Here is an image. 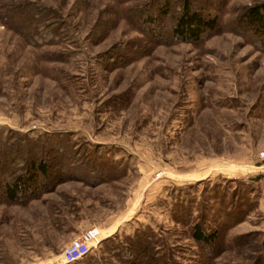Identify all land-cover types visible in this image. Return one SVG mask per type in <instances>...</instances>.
<instances>
[{
	"label": "rangeland",
	"instance_id": "374dc122",
	"mask_svg": "<svg viewBox=\"0 0 264 264\" xmlns=\"http://www.w3.org/2000/svg\"><path fill=\"white\" fill-rule=\"evenodd\" d=\"M38 1L54 9L50 40L8 12ZM215 1L195 3L219 31L145 51L125 45L144 36L122 16L144 0H0V131L56 143L81 174L0 202V264H63L74 237L111 223L93 251L146 231L172 264H199L195 221L221 231L213 264L251 262L264 239V49L226 25L264 0H226L222 12Z\"/></svg>",
	"mask_w": 264,
	"mask_h": 264
},
{
	"label": "trees",
	"instance_id": "16d2710c",
	"mask_svg": "<svg viewBox=\"0 0 264 264\" xmlns=\"http://www.w3.org/2000/svg\"><path fill=\"white\" fill-rule=\"evenodd\" d=\"M127 1L130 0H117L118 5ZM217 1H215L216 11L222 12L227 2ZM121 5L119 8H123ZM7 8L9 13L16 9L21 17L23 14L24 17L26 16L21 24H26L23 20L29 22L30 19L32 21L35 19L33 35L36 37L44 34L49 40L55 37L54 30H50L49 26L56 24V21H44V18L54 11L51 6L38 1L23 2L14 7L8 5ZM7 13L5 11V14H2L3 19L8 17ZM122 16L144 36L141 40L144 44L126 42L125 45L135 49L145 48V51L165 41L200 43L222 28L220 17L205 14L196 5L195 0H144L139 6L122 9ZM170 19L173 20V24L167 27ZM230 24L231 28L242 33L246 30L256 47L264 49V1L245 6L226 26ZM123 55L120 53L117 57L122 59ZM42 140L26 134L14 132L5 134L0 131V202L24 203L37 197L61 179L81 175L69 172L70 161L66 159L65 148L56 143L49 147ZM80 165L79 163L78 166ZM92 173L93 171L90 175ZM180 211L183 216L184 214L190 216L189 211L184 209ZM191 228L192 237L198 242L202 251L199 264H213L214 259L227 249L220 229L217 226L207 229L200 221H195ZM116 235H111L100 242L102 248L100 253L91 248L81 259L66 264H114L113 260L122 264H172L170 254L167 250H160L158 241L151 233L137 232L135 235L125 236L124 240ZM249 235L251 234H239L235 240L240 245L247 244L250 240ZM258 244L256 253L248 264H264V239ZM109 258L111 260H108ZM228 264L242 263L234 261Z\"/></svg>",
	"mask_w": 264,
	"mask_h": 264
},
{
	"label": "built area",
	"instance_id": "2783aa9c",
	"mask_svg": "<svg viewBox=\"0 0 264 264\" xmlns=\"http://www.w3.org/2000/svg\"><path fill=\"white\" fill-rule=\"evenodd\" d=\"M264 156V152H262ZM100 229L93 225L74 237L62 251V263H70L84 257L100 240Z\"/></svg>",
	"mask_w": 264,
	"mask_h": 264
},
{
	"label": "crops",
	"instance_id": "0c3cea01",
	"mask_svg": "<svg viewBox=\"0 0 264 264\" xmlns=\"http://www.w3.org/2000/svg\"><path fill=\"white\" fill-rule=\"evenodd\" d=\"M118 223H111V225L108 226H102L100 227V231L102 233V235L107 236L108 234H110L112 231L115 230V227H117Z\"/></svg>",
	"mask_w": 264,
	"mask_h": 264
},
{
	"label": "bare ground",
	"instance_id": "6f19581e",
	"mask_svg": "<svg viewBox=\"0 0 264 264\" xmlns=\"http://www.w3.org/2000/svg\"><path fill=\"white\" fill-rule=\"evenodd\" d=\"M100 236L102 237L101 231H100Z\"/></svg>",
	"mask_w": 264,
	"mask_h": 264
}]
</instances>
